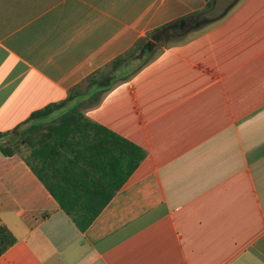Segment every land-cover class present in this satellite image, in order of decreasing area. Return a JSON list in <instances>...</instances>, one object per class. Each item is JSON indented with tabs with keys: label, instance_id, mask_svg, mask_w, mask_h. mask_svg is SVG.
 <instances>
[{
	"label": "crops",
	"instance_id": "0c3cea01",
	"mask_svg": "<svg viewBox=\"0 0 264 264\" xmlns=\"http://www.w3.org/2000/svg\"><path fill=\"white\" fill-rule=\"evenodd\" d=\"M207 3L0 0V132ZM158 48L99 102L86 89L43 120L77 107L147 153L85 231L24 154L0 151V218L16 237L0 264H264V0ZM90 143L73 175L115 179L119 146ZM32 164L64 179L65 147Z\"/></svg>",
	"mask_w": 264,
	"mask_h": 264
},
{
	"label": "trees",
	"instance_id": "16d2710c",
	"mask_svg": "<svg viewBox=\"0 0 264 264\" xmlns=\"http://www.w3.org/2000/svg\"><path fill=\"white\" fill-rule=\"evenodd\" d=\"M213 2L214 0H208L207 6L203 10L193 13L191 17H195L200 12L209 9ZM188 17L177 19L150 31L146 37L140 38L127 52L75 86L67 100L37 110L15 129L0 132V139L7 136L12 137L9 138L8 142L0 143L1 152L5 156H12L16 153L23 154V149H27L29 154L24 156L25 160L81 231H85L91 225L115 192L123 186L129 176L138 168L147 153L142 147L91 120L77 107L63 113L55 122H49L45 125L43 120L64 107L68 101L78 97L86 89L91 94V100L94 103L99 102L102 96L111 90L120 78L119 71L127 68L132 61L144 57L138 67L132 69L129 75L121 79L130 78L153 59L159 51L158 47L180 39L189 28L185 23ZM30 121H32L30 126L21 132L22 142H18L15 139L18 134H12ZM88 131H92L94 136L91 137ZM90 142L103 143L105 146L107 143H111L112 146H119V148L114 147L119 150L117 162L114 159L113 170L117 175L115 179L88 181L80 179L81 176L78 178L79 175H73L72 171L76 168L75 165L80 161L85 162L89 157ZM56 144L65 147V158L68 160L69 165L61 169V172L65 175L64 179L49 180L38 164L36 166L32 164V158L34 157L37 161L43 159V154L48 152V148L55 149ZM110 150V148L102 149L106 154ZM98 151L100 152V150ZM15 242L16 237L0 218V256Z\"/></svg>",
	"mask_w": 264,
	"mask_h": 264
},
{
	"label": "water",
	"instance_id": "95a60500",
	"mask_svg": "<svg viewBox=\"0 0 264 264\" xmlns=\"http://www.w3.org/2000/svg\"><path fill=\"white\" fill-rule=\"evenodd\" d=\"M239 0H214L213 5L195 17L185 20L188 29L200 27L207 23L215 22L223 18Z\"/></svg>",
	"mask_w": 264,
	"mask_h": 264
},
{
	"label": "rangeland",
	"instance_id": "374dc122",
	"mask_svg": "<svg viewBox=\"0 0 264 264\" xmlns=\"http://www.w3.org/2000/svg\"><path fill=\"white\" fill-rule=\"evenodd\" d=\"M144 58H142V60H143ZM133 63H132V66H131V68H136V67H138V65L140 64V60H134V61H132ZM126 72L127 71H125L124 73H122L121 74V76H120V78L122 77V78H124L125 76H126ZM61 116V115H60ZM59 116V114H56V115H54L52 118H49L48 120H46V121H43V124H48L49 122H55V121H57V119L60 117ZM57 117V118H56ZM32 123V121H30V122H28L27 124H25L24 126H22L21 128H19V129H17L12 135H14V134H18V136L15 138V139H17L18 140V142H22V134H21V132L24 130V129H26L27 127H29L30 126V124ZM9 138H12V137H4L3 139H0V143H6V142H8V140H9ZM1 151V150H0ZM23 154L24 155H28L29 154V152H28V150L27 149H23Z\"/></svg>",
	"mask_w": 264,
	"mask_h": 264
}]
</instances>
